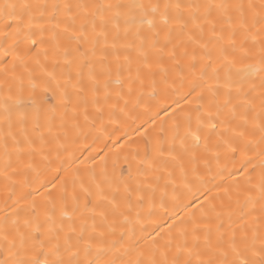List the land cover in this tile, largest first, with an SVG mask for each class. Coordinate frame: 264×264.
<instances>
[{
  "label": "snow or ice",
  "instance_id": "obj_1",
  "mask_svg": "<svg viewBox=\"0 0 264 264\" xmlns=\"http://www.w3.org/2000/svg\"><path fill=\"white\" fill-rule=\"evenodd\" d=\"M0 264H264V0H0Z\"/></svg>",
  "mask_w": 264,
  "mask_h": 264
}]
</instances>
